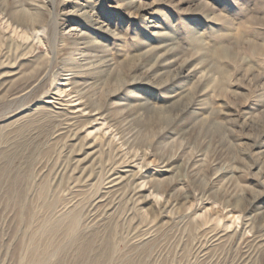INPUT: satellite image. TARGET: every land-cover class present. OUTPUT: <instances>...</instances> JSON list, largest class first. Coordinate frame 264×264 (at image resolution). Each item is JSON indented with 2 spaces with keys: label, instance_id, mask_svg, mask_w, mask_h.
Here are the masks:
<instances>
[{
  "label": "rangeland",
  "instance_id": "1",
  "mask_svg": "<svg viewBox=\"0 0 264 264\" xmlns=\"http://www.w3.org/2000/svg\"><path fill=\"white\" fill-rule=\"evenodd\" d=\"M71 216L61 264H264V0H0V264Z\"/></svg>",
  "mask_w": 264,
  "mask_h": 264
},
{
  "label": "bare ground",
  "instance_id": "2",
  "mask_svg": "<svg viewBox=\"0 0 264 264\" xmlns=\"http://www.w3.org/2000/svg\"><path fill=\"white\" fill-rule=\"evenodd\" d=\"M29 6H30V9L32 11H34L35 14H28L25 12V17L30 18L31 22H29V23H31V25H35L36 18L38 17L37 14L41 11L42 6H39L38 4H34V3L33 4L30 3ZM22 17H24V16L22 15ZM73 31H78V29H74V28H71L69 30L67 29L61 35L66 40L68 38H74L78 42L83 41L82 37L84 35L83 34L80 35L78 33L77 34L73 33ZM40 80L37 81V79H36V80L32 81L27 86H25L23 89L19 90L17 92V95H19V96L28 95ZM69 83H70L69 80L66 79L64 81V83H62L60 86H62V85L67 86ZM2 84H3V82H2ZM60 89H61V87H58L57 90H55L52 93L50 92L46 96V98H45L46 99L45 100V106L46 107L45 108H38L37 113H46L45 110H49L56 115L67 117V120H68V126L67 127H71L74 123L78 122L76 120H78L80 118H84L87 115L83 114V110L74 111L73 108L70 107L71 102L62 101L61 97L59 96L60 92L62 91V90L60 91ZM64 103H67V104L64 105ZM57 105L66 106V107H62L61 108L62 111L55 113V111L52 109H54ZM54 117H58V116H54ZM90 146L94 147L95 145H90ZM114 171H112L107 178V183L105 186V190L107 192L106 194L120 190L122 185L127 181V176L122 174L120 171L119 172H114ZM141 192H143V190L141 189V186L139 185L137 188V193H141ZM103 198L104 197H102L101 199H103ZM102 202L103 201L100 200L98 203L101 204ZM76 229H77V223H76L75 218H73V216L67 217V219H65V220L59 219L58 221L51 223L49 226L46 227V229L44 231V237H46V242L44 243L43 250H40L39 246L34 243L32 245V247L29 249V252H28V258H29L28 260L29 261L28 262L26 261L27 264H41V262L45 258H48L51 256L57 258V264H61V261H62L61 252L65 246L63 245L64 242L59 243L58 242L59 239L57 240V238L64 236L63 238L65 239V241L67 240L69 242H76L77 240H76V238L72 232V231H75ZM214 238H215L214 242H218L223 238V236H219L218 234H214ZM263 240H264V233L255 238V240L250 244L251 245L250 248L253 250V252L261 250L262 246H264L261 244ZM91 250H92V245H91V241H89V240L87 241V243H82V244L77 246L76 253H77V257L79 258L78 261L81 264L84 263L83 261L87 258L88 254L91 252ZM85 263L87 264V262H85ZM89 264H97V263L91 262Z\"/></svg>",
  "mask_w": 264,
  "mask_h": 264
}]
</instances>
